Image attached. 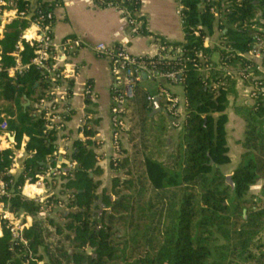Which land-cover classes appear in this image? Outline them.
<instances>
[{
  "label": "trees",
  "instance_id": "16d2710c",
  "mask_svg": "<svg viewBox=\"0 0 264 264\" xmlns=\"http://www.w3.org/2000/svg\"><path fill=\"white\" fill-rule=\"evenodd\" d=\"M92 1L102 10L112 6L125 9L133 16L141 11V0ZM181 5L184 7L185 41L171 44L161 39L163 47L171 48L161 50V53L171 54L176 59L160 61L155 57L153 61L156 69L163 72L182 70L178 85L183 87L187 103L185 119L176 144L165 160L160 162L146 157L140 164L144 169L140 180H144L145 186L138 191L143 194L148 187L152 193L151 202L156 208L148 216L151 222L154 218L158 222L163 219L169 227L160 241H154L150 236L145 238L150 251L143 259L134 263L124 261V264H232L236 254L246 257L245 261L252 259V247L261 251L256 264H264V250H261L264 248V202L259 201L250 210L239 211L240 207L254 203L250 200V192L264 181V91L257 95L253 106L235 110L246 124L245 153L228 181L224 169L231 160L225 111L229 98L235 94L236 81L215 70L205 78L195 68L199 64V53L212 64L211 57L219 54L220 62L213 64L214 68L244 67L246 60L240 55L249 52L255 36L263 35L258 29L264 27L260 21L264 20V0H181ZM212 8L216 9L217 16L211 13ZM138 20L143 22L140 34L149 35L145 18L141 16ZM24 27L25 24L19 21L7 26L2 41L5 54L11 52ZM216 29L222 37L220 46L205 48V41ZM180 48L182 57L174 52ZM24 54L27 62L33 57L28 46ZM143 61L150 62L147 57ZM7 62L11 63V60L7 58ZM42 79L41 74L31 69L14 83L4 80L0 93V109L14 118L9 121V131L15 132L18 138L23 135L29 138L27 150L33 153V158L25 165L32 181L35 175L47 171L48 159L55 153L57 141V133L47 130L35 105L34 96ZM167 85L166 82L159 84L165 89ZM216 85L218 88H214ZM69 87L72 96V81ZM136 93L141 100L143 122L147 123L152 105L147 103L144 91L137 88ZM26 100L31 104L28 107H25ZM161 130L165 131L164 128ZM83 131L88 139L94 136L88 126ZM157 143L158 147H165L160 140ZM97 149L99 146L94 141H75L71 159L76 167L58 181L57 196L65 201L67 210L61 212L65 224L56 226L54 235L64 236L70 241L71 249H62L59 240L55 245L56 252H51V246L45 241L50 231L44 228L40 206L21 198L18 187L24 184V179L19 177L11 205L16 212L22 211L33 217V225L24 233L26 243L17 246L4 231L0 238V264H43L42 249L51 264H118L121 257L111 240L112 228L104 224V219L109 210L128 209L124 204L126 197L115 189L122 186L126 190H136V180L113 179V193L119 197L116 201L108 190L99 192L102 170L97 164ZM9 156L10 152L4 153L0 170L10 166ZM126 162L123 160L114 166L112 159L111 167L119 171ZM100 209H103L102 214L97 212ZM108 216L110 223L111 214ZM237 217L242 222L239 228L232 222ZM149 232L154 234L153 229ZM87 249L94 250V254H87Z\"/></svg>",
  "mask_w": 264,
  "mask_h": 264
},
{
  "label": "built area",
  "instance_id": "2783aa9c",
  "mask_svg": "<svg viewBox=\"0 0 264 264\" xmlns=\"http://www.w3.org/2000/svg\"><path fill=\"white\" fill-rule=\"evenodd\" d=\"M60 5L59 0H0V93L4 80L14 83L31 69L37 71L43 79L34 96L35 105L46 123L47 130L55 131L57 135L63 130L70 112L69 103L72 96L69 94V82L75 79L78 71V67H72L70 63L75 53L83 48L79 39L66 38L61 42L55 40V12ZM110 8L118 10L127 21L131 38L143 36L140 34L143 22L138 20L142 16L141 12L133 16L125 9L109 6L108 9ZM211 13L218 15L215 8L211 9ZM178 15L181 25L184 26L182 5ZM13 21L22 22L25 27L20 29L11 52L5 54L2 41L7 26ZM260 21L264 23V20ZM258 30L263 35L255 36V42L249 52L240 55L246 60L244 67L214 68L211 61L199 53L196 70L205 78L215 70L233 80L248 84L250 97L255 100L257 95L264 91V27ZM154 41L160 50L156 56L147 57L150 60L148 63L143 61L145 57L132 56L124 45L107 47L100 44L90 48L97 56L108 62L112 78L110 123L113 149L116 152L112 158L114 166L121 161L120 140L128 128V108L135 101L137 87L143 82L144 76L157 84L166 82L168 86H177L182 74V70L163 72L156 69V62L153 61L155 57L160 61L174 60L176 57L161 53V50L171 48L163 47L160 38L155 37ZM27 46L33 54L29 62L25 61L24 56ZM174 52L178 57L183 55L181 48ZM7 58L11 63L7 62ZM214 88H218V85ZM159 89V97L165 100L167 114L172 119V128L180 131L184 122H181L178 98L165 88ZM84 97L94 102L95 96L90 85L85 87ZM147 103L152 105L153 97H147ZM91 118L88 115L79 122L82 131L89 125ZM13 119L0 109V163H3L5 152H10L8 160L11 162L8 168L0 170V238L6 231L13 245L17 246L26 243L24 233L33 225V217L22 211L16 212L12 208L11 200L16 196L14 187L17 179L19 177L24 179V184L18 187L21 198L39 205L42 214L62 210L65 205L57 196L58 181L61 177L67 176V172L74 170L76 164L71 161L64 167L61 162L46 172L35 175V180L32 181L25 165L27 160L33 158V153L27 150L29 138L26 135L18 138L15 132L9 131V121Z\"/></svg>",
  "mask_w": 264,
  "mask_h": 264
},
{
  "label": "crops",
  "instance_id": "0c3cea01",
  "mask_svg": "<svg viewBox=\"0 0 264 264\" xmlns=\"http://www.w3.org/2000/svg\"><path fill=\"white\" fill-rule=\"evenodd\" d=\"M59 1L61 4L60 8L55 12V40L61 42L66 38L79 39L83 44V48L75 53L70 63L72 67H78L77 75L72 81V97L69 103L70 112L66 117L63 130L57 135L56 151L48 159L47 169L57 166L61 162L62 166L65 167L67 163L72 161L73 143L75 141L85 142L86 140H91L99 146V149L96 150V155L97 164L102 170L101 181L102 178H110L112 180L119 177V173V178L122 182H125L128 179L135 178L132 173V163L137 162L140 166L146 157H151L160 162L164 161L166 155L173 149V145L176 144L179 131L172 128V119L167 114L165 100L159 97V84L144 77L141 84L147 86L145 89L143 88V91L147 94L146 101L149 96L153 97V99L158 97L160 100L158 113L152 116L151 109L149 121L146 123L150 134L148 133L147 137L140 134V139L147 145L151 144L153 148L146 146L142 160L137 159L136 156L132 155L130 149L132 142L130 143L131 140H129V136L125 132L120 140V149L124 151L123 155L120 154V160L127 162L119 171H114L111 167V160L116 155V152L113 149L110 123L112 78L108 62L104 58L97 56L90 48L100 44L107 47L124 45L132 56L150 58L156 56L160 50L159 46L155 44V37L171 44L184 43L185 34L178 15L181 0H141L140 12L146 20L149 35L136 38L130 37L127 21L116 9L102 10L92 0ZM257 18H261L260 13H258ZM221 41V33L216 29L213 36L206 41L204 47H219ZM215 58L217 59L215 60ZM211 60L213 64L218 65L220 62L219 54H214ZM235 81V94L229 98V105L225 111L228 118L226 131L231 160L229 166L224 169L227 178L232 177L241 156L245 153L243 142L246 124L236 114L235 110L238 107L253 106L255 103V100L250 97L249 85L238 80ZM87 85L92 88L95 96L94 102L84 97V90ZM166 87L169 92L178 98V110L181 113V122H184L187 105L183 87L181 85H167ZM140 103L139 96H136L135 101L128 108V113L136 114L142 120ZM88 115L92 117L88 125L89 129L94 133L91 139L85 136L79 125V122ZM162 128L165 131L162 132ZM233 134L237 138L234 142H231V135ZM156 138H159L158 140L165 144V147H158ZM156 149L161 152V155L152 153ZM162 152L166 154L164 158H162L164 155ZM143 171L144 169L141 172V176ZM135 180L136 191L143 188V186H139L141 184L139 180L137 178ZM104 189L105 186L101 183L99 192Z\"/></svg>",
  "mask_w": 264,
  "mask_h": 264
},
{
  "label": "rangeland",
  "instance_id": "374dc122",
  "mask_svg": "<svg viewBox=\"0 0 264 264\" xmlns=\"http://www.w3.org/2000/svg\"><path fill=\"white\" fill-rule=\"evenodd\" d=\"M217 58H215L216 60ZM147 87L144 84L139 85V89L143 91V88L145 89ZM127 122H128V128H127V135L129 136L130 143L132 142V146H130V149L132 151V155L136 156L137 159L142 160L143 154L145 152V147L150 146L144 143L140 139L143 135L144 137H147V134L149 132L148 125L143 122V119L138 118L136 114L128 113L127 115ZM142 122V124H141ZM141 132V133H140ZM232 141L234 142L237 138L236 135H231ZM135 141V142H134ZM233 144V143H231ZM153 148V146L151 147ZM123 150L120 149V154L123 155ZM155 155H159L161 152H159L157 149L152 151ZM162 154H164L162 152ZM161 155V154H160ZM166 154L162 156V158L165 157ZM136 159V160H137ZM133 164V177L137 178L139 180V186H145L144 180H140L141 178V172L143 168L138 165L137 162L132 163ZM116 171V170H114ZM122 175V174H121ZM118 176L120 177L119 173ZM140 176V178H139ZM114 179V178H113ZM113 179L110 178H102V184L105 186V189L108 190L109 193L113 194V200L116 201L119 199L116 194L113 193ZM146 192L143 194H139V189L133 190L128 189L126 190L124 187L120 186L115 189V192H120L123 196H125L124 204L128 206V209H112L106 212L104 224H109L112 228V237L111 240L113 242L114 247L118 250V256L121 257L118 264H124V261L126 263H134L137 260L143 259L149 250L148 242L145 240L146 237L154 238V241L158 240L160 241L163 238V233L166 231V229L169 227V224L165 223L164 220H160L158 222L157 218H154L155 220L153 223L150 220L149 214L151 212H154L156 207H153V203L151 202L152 193L150 192L149 188L146 187ZM136 191V192H134ZM101 192V191H100ZM250 200L254 203L242 206L239 208V211L241 212L244 208L247 210L252 209L256 206L259 201L264 202V189H263V182H259L250 192ZM62 200V199H60ZM62 202L65 203L64 200ZM127 203V204H126ZM66 208H63L62 210H53L52 212L45 213L42 215V218L44 219V228L48 229L50 232L45 238L46 244L51 246V252H56V244L60 240L61 241V247L65 250H70L71 245L70 241L65 239V237H56L54 235L56 226L63 227L65 224V221L63 220V215L61 212L66 211ZM99 214L103 213V209L97 210ZM111 214L112 220L109 223L108 215ZM50 221L53 222V224L50 223ZM236 224V227L239 228L242 225L241 219L237 217V219H234L232 221ZM150 229L154 230V234H150ZM264 242V239L263 241ZM59 245V247H60ZM255 247H252L250 250V254L252 255V259H249L248 261H245L246 257H240L239 255H234L232 257V264H256L258 257L261 255L260 250L254 249ZM262 252L264 248L261 249ZM42 254L44 255V261L43 264H51L49 256L45 255L46 253L42 249ZM87 254L93 255L94 250L87 249ZM247 255V254H246ZM255 257V258H253ZM62 264H66L65 262Z\"/></svg>",
  "mask_w": 264,
  "mask_h": 264
},
{
  "label": "water",
  "instance_id": "95a60500",
  "mask_svg": "<svg viewBox=\"0 0 264 264\" xmlns=\"http://www.w3.org/2000/svg\"><path fill=\"white\" fill-rule=\"evenodd\" d=\"M145 77V76H144ZM159 98L157 97V98H154L153 99V103H152V105H153V108H152V116H154V115H156L157 113H158V110H159V106H158V104H159ZM31 104H30V102L29 101H27V103L25 104V107H28V106H30ZM230 179H231V177H228L227 178V180L228 181H230ZM231 194L233 195V189H232V191H231Z\"/></svg>",
  "mask_w": 264,
  "mask_h": 264
}]
</instances>
